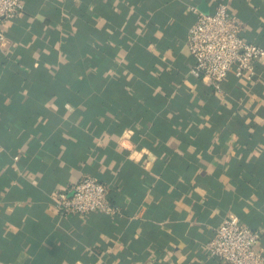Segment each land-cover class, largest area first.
<instances>
[{
  "label": "crops",
  "instance_id": "crops-1",
  "mask_svg": "<svg viewBox=\"0 0 264 264\" xmlns=\"http://www.w3.org/2000/svg\"><path fill=\"white\" fill-rule=\"evenodd\" d=\"M219 2L264 46V0H24L3 21L0 264H229L206 248L229 214L264 251V61L189 72L190 5ZM84 174L115 212L59 210Z\"/></svg>",
  "mask_w": 264,
  "mask_h": 264
},
{
  "label": "built area",
  "instance_id": "built-area-1",
  "mask_svg": "<svg viewBox=\"0 0 264 264\" xmlns=\"http://www.w3.org/2000/svg\"><path fill=\"white\" fill-rule=\"evenodd\" d=\"M23 7L24 0H0V42L5 39L3 21L18 15ZM190 8L196 16L187 35L192 58L189 72L216 86L229 72L237 77H251L254 63L264 61V46L241 35L242 23L227 4L219 2L212 12L199 11L195 5ZM54 198L62 213L116 210L107 196L106 185L90 174H84L69 192H58ZM259 236L257 229L243 224L236 214H229L215 228L206 248L229 264H264V251L257 245Z\"/></svg>",
  "mask_w": 264,
  "mask_h": 264
}]
</instances>
